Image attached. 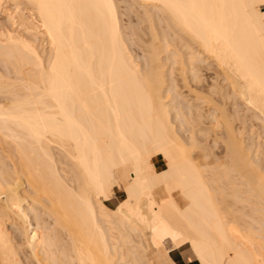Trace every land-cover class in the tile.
Returning <instances> with one entry per match:
<instances>
[{"label":"bare ground","instance_id":"bare-ground-1","mask_svg":"<svg viewBox=\"0 0 264 264\" xmlns=\"http://www.w3.org/2000/svg\"><path fill=\"white\" fill-rule=\"evenodd\" d=\"M26 1L29 36L0 30V264H264V0H135L136 54L117 0Z\"/></svg>","mask_w":264,"mask_h":264},{"label":"rangeland","instance_id":"rangeland-1","mask_svg":"<svg viewBox=\"0 0 264 264\" xmlns=\"http://www.w3.org/2000/svg\"><path fill=\"white\" fill-rule=\"evenodd\" d=\"M7 1H8V3H7ZM7 1H5V3H4V6L3 7H5V10H4V8L2 9V11H1V13H0V30H2L3 32H4V30L5 31H14V33H17V34H20V35H23V36H29V34L28 33H25V31L27 32V30L25 29L24 30V28H26V24H27V22L29 21V20H31V17H30V13H29V11H30V7H29V4H28V2L26 1V0H7ZM135 0H117V5L119 6L118 8H119V11H121V12H123V11H127L128 13H129V16L127 15V14H123V17H122V19L124 20V23H126V25H128L129 26V29L128 30H126V31H130L131 30V32H133L134 34L133 35H131V41H132V43H133V49L135 50V54L136 53H140L141 52V49H139V48H137L136 47V45L137 44H139V36L138 35H141V33H140V30L139 29H143L144 28V25L143 24H139V22H138V24L140 25L139 27H135V24H131V23H129L128 21H129V19H132L135 23H137V18L138 17H141V16H143V14H142V7H141V4H139L138 3V5H137V2L135 1ZM136 3V4H135ZM6 4V5H5ZM18 6V7H17ZM134 6V7H133ZM262 8L264 9V6H262ZM20 11L19 13H21L20 15L22 16V19H25L26 21L25 22H23V21H18L20 24H23V25H20V27L19 26H17L16 27V24L17 25H19V23H16V24H14V26H13V23H12V21L10 20H7V19H10L8 16H9V12H14V11ZM18 13V14H19ZM28 14H29V16H28ZM28 20H27V19ZM129 18V19H128ZM127 21V22H126ZM23 22V23H22ZM129 23V24H128ZM131 24V25H130ZM143 25V26H142ZM1 26H3V28H4V30H3V28L1 27ZM21 26H23V27H21ZM19 27V28H18ZM135 27V28H134ZM16 28V29H15ZM137 28V29H136ZM15 29V30H14ZM1 31V32H2ZM18 31V32H17ZM139 31V32H138ZM20 32V33H19ZM24 33V34H23ZM138 33V34H137ZM137 38V39H136ZM136 44V45H135ZM205 71V70H204ZM174 77L175 78H178V76H176V75H174ZM177 81H178V79H177ZM132 172H127L126 173V176H130V174H131ZM23 188H25V186L23 187ZM245 194V193H244ZM247 194V193H246ZM115 196H114V198L111 200V201H108L107 202V204H108V206H110V207H115V205H116V203L119 201V200H121V199H123L124 198V192H123V190L120 188V187H118V186H116L115 187V194H114ZM239 205V204H238ZM241 205V204H240ZM247 209H249L248 207H246ZM180 250L182 251V253H184V254H187V255H189L190 253H189V249H188V246L186 245V246H184V247H182V248H180ZM170 255L172 256V254H171V252H170ZM192 259H193V264H199L198 263V261L196 260V259H194L193 257H191Z\"/></svg>","mask_w":264,"mask_h":264},{"label":"crops","instance_id":"crops-1","mask_svg":"<svg viewBox=\"0 0 264 264\" xmlns=\"http://www.w3.org/2000/svg\"><path fill=\"white\" fill-rule=\"evenodd\" d=\"M153 162L157 170H162L166 167V162L161 155L155 156ZM171 254L176 264H193V259L188 258V255L182 253L180 249L171 251Z\"/></svg>","mask_w":264,"mask_h":264}]
</instances>
